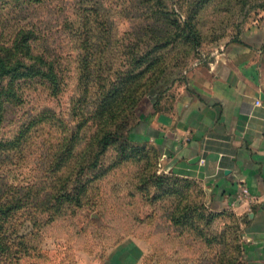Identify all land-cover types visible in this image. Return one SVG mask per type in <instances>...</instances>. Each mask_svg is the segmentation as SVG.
Masks as SVG:
<instances>
[{
	"label": "rangeland",
	"instance_id": "rangeland-1",
	"mask_svg": "<svg viewBox=\"0 0 264 264\" xmlns=\"http://www.w3.org/2000/svg\"><path fill=\"white\" fill-rule=\"evenodd\" d=\"M263 21L264 0H0V59L24 72L35 63L26 41L57 78L52 90L34 79L3 99L0 203L23 207L5 225L0 264H245L243 217L207 209L193 180L196 229L169 227L179 199L162 197L156 178L179 177L131 133L146 106L169 110L226 44ZM85 62L93 81L118 80L115 94L137 99L104 151L92 118L100 90H81ZM10 74L0 73V91ZM85 183L80 205L65 201Z\"/></svg>",
	"mask_w": 264,
	"mask_h": 264
},
{
	"label": "crops",
	"instance_id": "crops-1",
	"mask_svg": "<svg viewBox=\"0 0 264 264\" xmlns=\"http://www.w3.org/2000/svg\"><path fill=\"white\" fill-rule=\"evenodd\" d=\"M131 135L157 149L163 172L198 183L207 209L241 215L245 264H264V21L226 44L169 110L146 106ZM242 187L252 199L238 204Z\"/></svg>",
	"mask_w": 264,
	"mask_h": 264
},
{
	"label": "trees",
	"instance_id": "trees-1",
	"mask_svg": "<svg viewBox=\"0 0 264 264\" xmlns=\"http://www.w3.org/2000/svg\"><path fill=\"white\" fill-rule=\"evenodd\" d=\"M23 43V51L25 55L29 59L34 60L35 63L27 66L24 72H19V70L14 67L9 68L5 61L0 59V73L5 75L8 74L9 71L11 73L5 90L0 91V117L2 115L3 99L5 101L6 96L7 98H14L16 94L22 90V87L27 85V83L31 81L34 82V79H39V81L34 83H39L43 86L47 85V87L51 90L55 88L57 83V78L52 64L50 62H46L43 58L33 57L30 46L27 45L26 41ZM83 78L84 79L80 81L82 93L88 90L89 85L94 84L100 90L98 107L94 111L92 118L97 121L99 120L100 124L103 126L104 133L99 138L98 142L99 147L102 151H104L106 148L111 146V143H113V130H116L117 122H119L120 119H123L124 112L127 111L129 107H133V105L137 102V99L130 98L128 96H117L115 93L119 88L118 80H109L108 82L102 84L101 77L97 76L93 81L87 62L83 65ZM115 95L117 97H115ZM40 122H42V120L38 121V123ZM33 124H36V122ZM25 132L26 130L21 131L11 144L13 145L15 142H18ZM67 153L69 154V151H67ZM120 162V160L117 161L114 166L120 164ZM156 179H158V184L156 185L160 187L159 189L161 190L162 197H177L179 199L176 207L174 208L175 213L172 214L169 219L171 225L177 228L187 226L195 230L196 228L192 217L193 212L190 207V203L187 201L188 188L190 186L186 181L188 179L171 178L168 176H162L161 178ZM86 190V183L78 186L77 192H75L77 195L75 197H72L71 195L64 196L65 201L74 203L75 205H80V195H83ZM22 207L23 205L17 198H11L10 200L0 203V253L7 249V243L5 241V235L7 232L5 230V225H7V221L13 213Z\"/></svg>",
	"mask_w": 264,
	"mask_h": 264
},
{
	"label": "built area",
	"instance_id": "built-area-1",
	"mask_svg": "<svg viewBox=\"0 0 264 264\" xmlns=\"http://www.w3.org/2000/svg\"><path fill=\"white\" fill-rule=\"evenodd\" d=\"M255 104L258 106L259 102H255ZM159 168L162 169L160 164H158ZM252 199L251 195L249 194V191L246 187H242L239 191V193L235 196V203L243 204Z\"/></svg>",
	"mask_w": 264,
	"mask_h": 264
}]
</instances>
